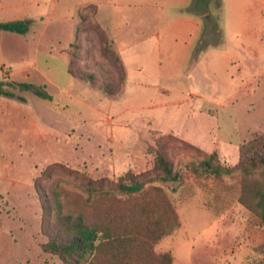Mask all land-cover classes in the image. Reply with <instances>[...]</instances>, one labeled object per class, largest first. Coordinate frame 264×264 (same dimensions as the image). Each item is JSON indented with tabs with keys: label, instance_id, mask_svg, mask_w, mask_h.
<instances>
[{
	"label": "rangeland",
	"instance_id": "374dc122",
	"mask_svg": "<svg viewBox=\"0 0 264 264\" xmlns=\"http://www.w3.org/2000/svg\"><path fill=\"white\" fill-rule=\"evenodd\" d=\"M91 1L38 0L29 13L39 20L27 24L26 34L0 31V66L10 69L9 78L41 87L50 96L40 99L15 87L12 91L24 101L0 98V264H62L41 249L53 192L72 206L87 198L79 184L89 179L112 185L127 172L146 189L162 188L173 204L180 225L154 247L170 253L172 264L252 262L264 242V226L237 201L239 173L233 168L231 175L217 179L193 174L185 165L216 153L221 164L234 167L241 146L264 133V0L209 1L206 7L219 17L223 41L213 44L208 34L204 44L196 42L186 75L199 58L202 64L191 73V83L179 87L204 111L191 115L192 103L167 107L165 118L149 124L137 119L152 115L149 111L130 115L122 99L106 97L87 82L65 88L68 52L72 72L92 76L98 86L112 84L111 93L121 91V66L101 53L98 38L106 31ZM192 3L187 2L186 12L203 17L189 12ZM155 12L162 13L117 10L115 22L131 14H142L140 19L148 22ZM109 13L101 11V23ZM147 30L151 34L153 25ZM159 130L173 135L155 133ZM157 151L180 172L181 181H149L159 175Z\"/></svg>",
	"mask_w": 264,
	"mask_h": 264
},
{
	"label": "trees",
	"instance_id": "16d2710c",
	"mask_svg": "<svg viewBox=\"0 0 264 264\" xmlns=\"http://www.w3.org/2000/svg\"><path fill=\"white\" fill-rule=\"evenodd\" d=\"M209 1L193 0V10L189 12L204 17L199 41L203 40L204 44L206 35L210 34L214 36L213 44H220L223 36L218 24L219 17L211 16L206 7ZM93 8L96 16L94 5ZM28 30V25L22 21L0 23V31L24 35ZM98 41L102 45V55L111 63L116 61L121 66L124 81L122 65L107 35H100ZM201 49L196 46L194 50ZM68 72L97 88L106 97L117 95L111 93L112 84L98 86L92 76L77 75L71 71L70 65ZM15 87L30 91L40 99H50L40 87L3 80H0V96L24 101L12 91ZM185 167L193 174L217 179L236 170L241 178L237 201L264 226V133L241 146L234 167L221 164L216 153L198 164L190 162ZM154 168L159 175L150 178V182L175 183L182 179L180 172L173 171L172 163L161 151L154 153ZM78 187L82 194H87V198L76 200L72 206L61 199L60 193L53 192L52 204L48 209V234L41 245L44 253L56 256L62 264H172L170 253H157L154 248L157 242L171 235L180 225L173 204L162 188L146 189L145 183L138 181L130 172L119 177L112 185L103 180L88 179ZM45 199L43 196V209ZM42 230H45L44 223ZM253 258L248 264H264V242L255 249Z\"/></svg>",
	"mask_w": 264,
	"mask_h": 264
},
{
	"label": "crops",
	"instance_id": "0c3cea01",
	"mask_svg": "<svg viewBox=\"0 0 264 264\" xmlns=\"http://www.w3.org/2000/svg\"><path fill=\"white\" fill-rule=\"evenodd\" d=\"M188 1L92 0L89 3L96 7V21L106 31L108 40L116 52L124 71L121 91L111 98L122 99L130 107V109H126L130 115L143 114L149 111V114L152 115L137 118L147 124L152 122L153 118L157 121L165 118L164 109L167 107L175 106L177 110L183 105L192 103L189 108L191 115L201 114L204 111L203 107H195L196 102L189 93L183 94L179 92L180 85L185 87L190 84L191 73H193V70L194 74L197 73L202 64V58H199L192 71L188 73L189 76L186 75L190 52L201 37L204 18L186 12ZM34 5H38V0H0V23L22 21L30 26L32 22L39 20L37 16L29 13ZM117 10L162 11V13L155 12L153 20L150 19L148 22L140 19V16H143L142 14H131L130 17L119 15L118 19L121 23L118 24L115 22L114 15ZM101 11L111 12L107 14L109 15V20L105 23L100 22ZM152 25L153 32L147 34V29ZM133 26L141 29H135ZM147 26L148 28L146 29ZM66 58L68 78L65 81V88L69 89L75 83L82 85V80L73 77L68 72V52L66 53ZM195 78L196 75H194ZM200 78L203 79L202 74L199 77V82ZM46 80L48 84H53L50 79L47 78ZM9 81L21 84L13 78H9ZM92 89L94 88L92 87ZM0 98L4 99L7 97L0 96ZM195 99L202 100L200 96L195 97ZM170 115L175 117V114ZM155 133L173 135L171 134L172 132L161 130L155 131ZM125 168L120 169L121 172Z\"/></svg>",
	"mask_w": 264,
	"mask_h": 264
},
{
	"label": "built area",
	"instance_id": "2783aa9c",
	"mask_svg": "<svg viewBox=\"0 0 264 264\" xmlns=\"http://www.w3.org/2000/svg\"><path fill=\"white\" fill-rule=\"evenodd\" d=\"M10 73H11L10 69L7 68L5 65L0 66V74L3 81L9 80Z\"/></svg>",
	"mask_w": 264,
	"mask_h": 264
}]
</instances>
